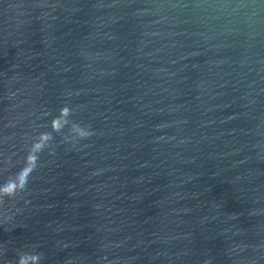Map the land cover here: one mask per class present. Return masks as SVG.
I'll return each mask as SVG.
<instances>
[{"label": "water", "instance_id": "1", "mask_svg": "<svg viewBox=\"0 0 264 264\" xmlns=\"http://www.w3.org/2000/svg\"><path fill=\"white\" fill-rule=\"evenodd\" d=\"M0 264H264V0H0Z\"/></svg>", "mask_w": 264, "mask_h": 264}]
</instances>
